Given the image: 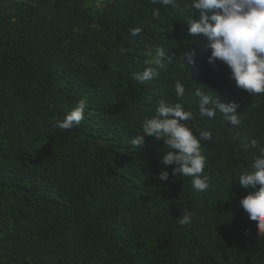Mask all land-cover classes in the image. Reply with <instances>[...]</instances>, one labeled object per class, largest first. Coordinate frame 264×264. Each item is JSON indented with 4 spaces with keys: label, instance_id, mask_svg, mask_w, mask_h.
Wrapping results in <instances>:
<instances>
[{
    "label": "trees",
    "instance_id": "trees-1",
    "mask_svg": "<svg viewBox=\"0 0 264 264\" xmlns=\"http://www.w3.org/2000/svg\"><path fill=\"white\" fill-rule=\"evenodd\" d=\"M174 2L0 0V264H264V233L240 205L258 186L239 183L264 149V94L208 63L210 41L189 31L195 0ZM161 47L172 60L141 84L133 73ZM197 88L239 105L241 123L202 116ZM81 100V124L53 127ZM160 100L191 112L182 123L197 137L212 134L207 191L163 163V140L133 145Z\"/></svg>",
    "mask_w": 264,
    "mask_h": 264
},
{
    "label": "clouds",
    "instance_id": "clouds-1",
    "mask_svg": "<svg viewBox=\"0 0 264 264\" xmlns=\"http://www.w3.org/2000/svg\"><path fill=\"white\" fill-rule=\"evenodd\" d=\"M162 2L164 5H175L174 0H153V3ZM199 11V21H190V34H203L209 41L211 55L208 63L215 67V62L226 64L232 72L236 85L248 93L264 94V0H195L192 5ZM213 14L209 17L207 13ZM154 15L159 17V10ZM212 22H209V21ZM142 28L132 29L133 36L139 35ZM152 55L151 53L149 54ZM184 56L191 62L195 52L185 53ZM172 59L163 47L156 50V54L146 61L148 65L142 73H133V78L144 84L159 75V70L167 67L166 61ZM176 93L183 97L186 88L179 81L175 84ZM199 97L200 113L202 116L215 118L217 109L225 119L234 126L241 121L236 110V103L223 104L217 98L206 94L200 88L195 90ZM211 105V107H209ZM86 102L79 104L63 119L56 117L53 127L62 130H71L84 120ZM157 115L146 119L143 124V134L132 141L133 145L144 146L145 137H155L163 140L169 148L164 153L163 163L174 165V174H183L192 177L193 186L200 191H207L210 187L209 177L204 176L206 157L201 152V140L212 141L209 131H201L199 137L182 121L194 119L191 112L185 111L179 103L168 104L165 100L158 102ZM258 141L253 140L251 147L256 148ZM253 171L241 175L239 183L242 187H257L258 191L249 194L240 200V205L248 214L250 220L258 222L260 232L264 233V149L256 156ZM161 181H168L169 173L163 171L159 175ZM194 213L185 212L179 223L182 226L192 223ZM250 230H246V235Z\"/></svg>",
    "mask_w": 264,
    "mask_h": 264
},
{
    "label": "rangeland",
    "instance_id": "rangeland-1",
    "mask_svg": "<svg viewBox=\"0 0 264 264\" xmlns=\"http://www.w3.org/2000/svg\"><path fill=\"white\" fill-rule=\"evenodd\" d=\"M105 2V0H95V5L97 7H101V5Z\"/></svg>",
    "mask_w": 264,
    "mask_h": 264
}]
</instances>
